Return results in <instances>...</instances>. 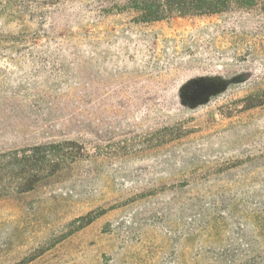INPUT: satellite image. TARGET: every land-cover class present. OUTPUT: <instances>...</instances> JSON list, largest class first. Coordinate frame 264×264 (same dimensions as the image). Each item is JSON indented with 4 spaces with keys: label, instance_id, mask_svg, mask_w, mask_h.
<instances>
[{
    "label": "rangeland",
    "instance_id": "374dc122",
    "mask_svg": "<svg viewBox=\"0 0 264 264\" xmlns=\"http://www.w3.org/2000/svg\"><path fill=\"white\" fill-rule=\"evenodd\" d=\"M113 5L0 0V38L30 42L0 46V151L80 156L0 200V264H264V105L246 101L264 96V0L148 24ZM253 66L201 109L164 108L191 72Z\"/></svg>",
    "mask_w": 264,
    "mask_h": 264
},
{
    "label": "trees",
    "instance_id": "16d2710c",
    "mask_svg": "<svg viewBox=\"0 0 264 264\" xmlns=\"http://www.w3.org/2000/svg\"><path fill=\"white\" fill-rule=\"evenodd\" d=\"M117 12L131 11L138 23L148 24L164 21L172 16H213L229 11L235 5L241 9L256 7L257 0H112ZM26 45L27 39L15 35L0 38V46ZM263 95L254 94L246 98L248 108L264 105ZM76 143L60 142L39 144L22 149L0 151V200L12 198L19 202L22 196L53 183L66 164L80 159ZM70 157V158H69ZM101 214L90 212L75 220L76 231L90 225Z\"/></svg>",
    "mask_w": 264,
    "mask_h": 264
},
{
    "label": "water",
    "instance_id": "95a60500",
    "mask_svg": "<svg viewBox=\"0 0 264 264\" xmlns=\"http://www.w3.org/2000/svg\"><path fill=\"white\" fill-rule=\"evenodd\" d=\"M259 71L258 67L253 66L229 72L215 69L191 72L165 92L164 108L168 111H196L227 93L231 87L248 84Z\"/></svg>",
    "mask_w": 264,
    "mask_h": 264
}]
</instances>
